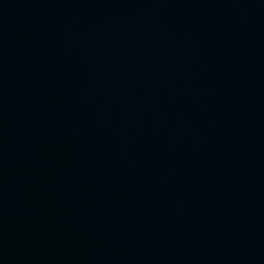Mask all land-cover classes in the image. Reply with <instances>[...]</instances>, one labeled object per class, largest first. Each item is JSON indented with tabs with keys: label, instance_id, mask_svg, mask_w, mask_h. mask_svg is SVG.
Instances as JSON below:
<instances>
[{
	"label": "water",
	"instance_id": "1",
	"mask_svg": "<svg viewBox=\"0 0 264 264\" xmlns=\"http://www.w3.org/2000/svg\"><path fill=\"white\" fill-rule=\"evenodd\" d=\"M0 264H264V0H0Z\"/></svg>",
	"mask_w": 264,
	"mask_h": 264
}]
</instances>
